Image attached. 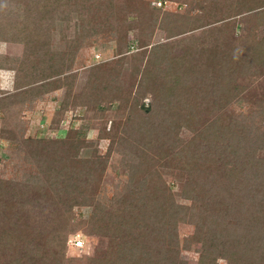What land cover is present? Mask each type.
Listing matches in <instances>:
<instances>
[{
	"label": "rangeland",
	"instance_id": "obj_1",
	"mask_svg": "<svg viewBox=\"0 0 264 264\" xmlns=\"http://www.w3.org/2000/svg\"><path fill=\"white\" fill-rule=\"evenodd\" d=\"M230 4L0 0V264L107 256L91 208L62 209L75 180L112 214L140 196L188 207L167 240L137 199L121 221L152 255L177 242L171 264H264V0Z\"/></svg>",
	"mask_w": 264,
	"mask_h": 264
},
{
	"label": "trees",
	"instance_id": "obj_2",
	"mask_svg": "<svg viewBox=\"0 0 264 264\" xmlns=\"http://www.w3.org/2000/svg\"><path fill=\"white\" fill-rule=\"evenodd\" d=\"M230 2L232 4V0H230ZM151 7L156 10H162L161 7H156L154 5ZM220 7L221 9H223V12L228 11L229 14L231 13L230 11L233 8V7L229 9L228 7L222 8V5H220ZM261 8L263 7L260 4H258L257 7L253 8L255 10H250V11L243 10L242 12H238L236 14H232V15L227 14L229 16H226V18L225 17L221 18V15H219L217 17V22L221 20H222L221 22H223V19H228L232 21L233 19H236L238 17L240 18L242 15L247 14L251 11L258 12L256 14L259 16L261 13L260 12ZM165 12H167L165 14L166 18L177 16L176 14L172 15L168 13V11H165ZM217 14H219V12ZM236 22H237L236 23L237 25L238 23H240L239 21H236ZM237 25H236V28L239 27V25L238 26ZM183 33H186V32H183ZM163 50H164V46L157 44L152 47L151 54L154 55L155 57L160 56L159 53H161ZM29 55H32V54L27 53L25 56L26 62L34 68V66L36 65V62H35L36 59H33V58L31 59ZM48 80H50V77L44 78L42 80L43 84L38 85V87L41 86V88L42 87L46 88L50 86L51 84L57 87L56 83L52 81L53 79H51L50 82H48ZM144 127L145 125H140L138 127L139 131L141 132L144 131ZM96 161L101 165L99 158H97ZM135 174H136V167L134 166L131 169V177H130L129 185H127L128 188H125V191H128L129 188H131L130 186L132 185V183L136 182ZM161 183L162 184L165 183L163 177L161 179ZM160 185H158L159 190H161ZM185 186H188L187 183ZM140 188L141 187L138 186L137 189L132 190V193H134V195H140L139 193L141 192ZM152 188H154L153 184H152ZM93 189L95 188L89 187L86 190V188H83V186H80L78 184V181L75 180L74 183L68 186V189L67 187H65V190L61 189L63 190L61 194L64 192H67L66 195H68V199L64 195V199L60 204L62 205V209L64 212H65L64 210L65 200H66L65 205H66L67 212H71L74 208H77V207L86 206V207L91 208L90 217L88 220V222L91 224L90 226L91 234L89 235V239L92 238L93 236L100 237V238L105 237L109 239V248H108L107 256L105 258L95 259V264H171V262L168 261L167 257L169 254L170 256H173L172 253H174L175 255L176 253H178V250L175 249L176 248L175 243L176 245H178L177 242H175L173 245L172 253L161 251L159 254L156 253L155 255H152L151 251L146 249L148 248V246L144 245L142 241H133L129 237V234L126 232V230L123 229L124 224H122L121 221L123 222L125 220L124 217L127 216L125 214L129 210L131 211V205L134 202V200L137 199L136 204L133 203L135 213H139L141 209L145 211L146 210L145 208H147L149 211L146 210L145 212L146 216L144 218V222L154 223L155 221H158L160 223L159 228L162 227L161 229L165 231V235L163 236V238L167 240L169 236L171 235H173L174 238L178 236L177 235V224L179 222L187 223L188 214L186 213V210L188 209V207L175 203V201L173 200L171 196L165 197L166 198L165 200L157 199L155 203H150V204L149 202H145V199L142 196H140L138 198H135L134 200H131L132 202L129 201L130 203H126L123 208L122 207L120 208V211L117 210L116 213L112 214V213H109L110 211H108V208H109L108 205H105V200H107V197L105 199L104 198L102 199L98 191L96 189L95 190ZM125 191H123V193ZM192 191H194V189L191 190L190 192ZM162 195L163 194L160 193L161 198L163 197ZM184 196L188 200H195L194 195L185 194ZM191 209L192 207L189 208V210ZM117 224L120 226L116 230L115 227L117 226ZM144 225L146 227H149L147 224H144ZM153 229H156V227L151 228V231H154ZM169 229L171 230L170 232H169ZM75 236H78V235H75ZM83 241L86 242L85 239H83ZM69 246L70 245H68V247ZM66 248H67V244H66ZM88 254H85V255H88Z\"/></svg>",
	"mask_w": 264,
	"mask_h": 264
},
{
	"label": "built area",
	"instance_id": "obj_3",
	"mask_svg": "<svg viewBox=\"0 0 264 264\" xmlns=\"http://www.w3.org/2000/svg\"><path fill=\"white\" fill-rule=\"evenodd\" d=\"M159 6H162V3H159Z\"/></svg>",
	"mask_w": 264,
	"mask_h": 264
},
{
	"label": "crops",
	"instance_id": "obj_4",
	"mask_svg": "<svg viewBox=\"0 0 264 264\" xmlns=\"http://www.w3.org/2000/svg\"><path fill=\"white\" fill-rule=\"evenodd\" d=\"M2 88H3V87H2ZM4 89L8 90L7 88H4Z\"/></svg>",
	"mask_w": 264,
	"mask_h": 264
}]
</instances>
